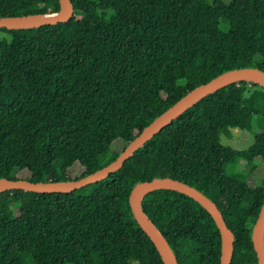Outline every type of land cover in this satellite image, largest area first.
I'll list each match as a JSON object with an SVG mask.
<instances>
[{
  "label": "trees",
  "instance_id": "1",
  "mask_svg": "<svg viewBox=\"0 0 264 264\" xmlns=\"http://www.w3.org/2000/svg\"><path fill=\"white\" fill-rule=\"evenodd\" d=\"M71 2L68 21L0 28V177L80 178L194 86L235 67L264 70V0ZM58 10V0H0V16ZM254 119L247 148L220 143ZM238 158L255 177L263 169L255 185L227 173ZM153 177L211 198L234 234L230 264H257L250 232L264 198V87L219 88L79 189L1 191L0 264H163L128 202L132 186ZM140 204L179 264H219V230L195 200L156 189Z\"/></svg>",
  "mask_w": 264,
  "mask_h": 264
},
{
  "label": "water",
  "instance_id": "2",
  "mask_svg": "<svg viewBox=\"0 0 264 264\" xmlns=\"http://www.w3.org/2000/svg\"><path fill=\"white\" fill-rule=\"evenodd\" d=\"M58 1L59 10L57 12L0 16V28L28 29L68 21L73 14V4L71 0ZM241 80L257 82L264 87V70L256 66L235 67L224 70L209 80L194 86L146 124L114 159L91 173L77 179L52 181H30L22 178L0 177V192L12 188L40 193L70 192L99 181L108 174L118 170L123 165V162L131 157L138 148L142 147L145 142L151 139L164 126L197 101L221 87ZM156 189H170L180 192L195 200L210 214L220 233L219 264H230L233 253L234 234L227 226L221 211L214 201L194 186L179 179L153 177L150 180L135 183L129 192L128 202L134 219L154 244L163 264L179 263L173 249L142 210L140 204L142 197L146 193ZM250 238L257 264H264V198L252 225Z\"/></svg>",
  "mask_w": 264,
  "mask_h": 264
},
{
  "label": "rangeland",
  "instance_id": "3",
  "mask_svg": "<svg viewBox=\"0 0 264 264\" xmlns=\"http://www.w3.org/2000/svg\"><path fill=\"white\" fill-rule=\"evenodd\" d=\"M222 1L224 3H228L230 0H222ZM219 28L221 30H227V25L224 19L220 20ZM256 126H257V122H256V119H254L253 127L251 130H239L236 128H231L230 129L231 136L227 137L224 134H221L219 137V141L221 144L225 146H230L235 149L247 148L253 142L254 129ZM121 146L122 144L118 142L114 144L113 148L118 151L120 150ZM226 171L228 174H235V175L243 176V177L246 175L250 176L251 180L253 181L252 185H255L258 182L263 169L260 170L258 175L255 177L254 174H252L251 166L247 164V162L244 161L243 159L238 158L236 161H234V163L231 162L226 166ZM17 174L23 175L24 173H17Z\"/></svg>",
  "mask_w": 264,
  "mask_h": 264
}]
</instances>
